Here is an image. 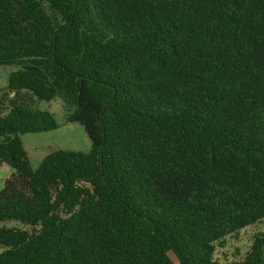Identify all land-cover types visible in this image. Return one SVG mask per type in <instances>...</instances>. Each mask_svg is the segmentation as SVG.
Here are the masks:
<instances>
[{
	"label": "trees",
	"instance_id": "trees-1",
	"mask_svg": "<svg viewBox=\"0 0 264 264\" xmlns=\"http://www.w3.org/2000/svg\"><path fill=\"white\" fill-rule=\"evenodd\" d=\"M0 264H264V0H0ZM88 153L33 169L22 136Z\"/></svg>",
	"mask_w": 264,
	"mask_h": 264
},
{
	"label": "rangeland",
	"instance_id": "rangeland-1",
	"mask_svg": "<svg viewBox=\"0 0 264 264\" xmlns=\"http://www.w3.org/2000/svg\"><path fill=\"white\" fill-rule=\"evenodd\" d=\"M16 70L17 67L12 66L0 67V89L6 90L8 76ZM30 104L32 109L50 112L59 123L57 130L37 134L29 133L22 136V141L33 169H36L47 155L55 151L88 153L91 150L92 142L85 129L79 123L66 121L67 111L62 100L56 99L51 102H45L33 98ZM9 171L5 167H0V189ZM2 225L6 227H22L14 222L0 223V226ZM260 233H264V221L241 231L239 236L227 238L223 245L217 246L215 258L221 261L242 259L250 250L255 237ZM1 252L2 250L0 249Z\"/></svg>",
	"mask_w": 264,
	"mask_h": 264
}]
</instances>
